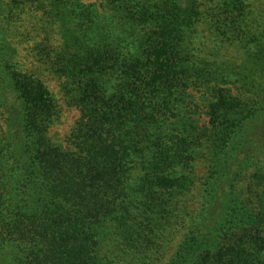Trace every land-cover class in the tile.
<instances>
[{
	"label": "trees",
	"instance_id": "obj_1",
	"mask_svg": "<svg viewBox=\"0 0 264 264\" xmlns=\"http://www.w3.org/2000/svg\"><path fill=\"white\" fill-rule=\"evenodd\" d=\"M0 264H264V0H0Z\"/></svg>",
	"mask_w": 264,
	"mask_h": 264
}]
</instances>
